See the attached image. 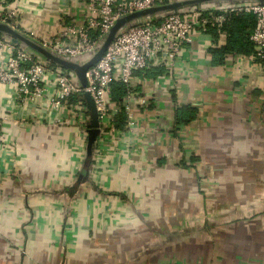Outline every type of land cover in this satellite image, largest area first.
Listing matches in <instances>:
<instances>
[{
    "label": "crops",
    "instance_id": "obj_1",
    "mask_svg": "<svg viewBox=\"0 0 264 264\" xmlns=\"http://www.w3.org/2000/svg\"><path fill=\"white\" fill-rule=\"evenodd\" d=\"M81 3L21 0L20 16L48 34L60 9L76 16ZM205 38L184 53L158 99L189 106L193 120L156 130L158 147L142 140L133 174L107 168L102 198L88 194V178L71 180L74 128L7 122L15 154L0 156V171L13 172L0 184V264L12 256L20 264H264L263 74L226 70ZM7 94L0 86V113ZM178 113L166 112V127Z\"/></svg>",
    "mask_w": 264,
    "mask_h": 264
},
{
    "label": "built area",
    "instance_id": "obj_2",
    "mask_svg": "<svg viewBox=\"0 0 264 264\" xmlns=\"http://www.w3.org/2000/svg\"><path fill=\"white\" fill-rule=\"evenodd\" d=\"M181 1L185 0H82L78 15L71 16L65 8L60 9L57 30L42 35L23 23L21 0H0V23L24 34L53 56L82 66L96 54L119 19ZM243 14L255 19L248 38L252 52L227 53L222 63L226 70L236 67L243 75H251L258 68L264 81V3L256 1L208 2L133 19L117 31L101 58L86 70L85 86L73 71L46 61L23 45H13L0 34V86L7 89L10 97L7 114L4 110L0 113V156L15 154L12 142L6 140L5 125L9 121L35 126L46 123L47 128L55 130L70 125L76 134L69 144L74 154L69 175L77 182L82 175L90 120L84 99L87 94L96 113L97 134L81 182L88 178V194L104 197L99 178L107 168L111 176L133 174L135 161L145 145L142 140L147 142L146 147H158L153 139L156 130L180 127L177 123L166 127L165 115L167 111L176 113L183 106L176 101L173 105L160 104L158 99L177 80L176 68L184 53H191L201 37H206L208 49L219 48L226 36L221 31L223 23L230 15ZM212 29L217 34L213 35ZM67 127L64 130H69ZM139 130L153 131L141 136ZM12 173L9 165L4 166L0 184L9 180ZM122 195L127 196L125 191L120 192Z\"/></svg>",
    "mask_w": 264,
    "mask_h": 264
},
{
    "label": "water",
    "instance_id": "obj_3",
    "mask_svg": "<svg viewBox=\"0 0 264 264\" xmlns=\"http://www.w3.org/2000/svg\"><path fill=\"white\" fill-rule=\"evenodd\" d=\"M217 1H256L259 3H264V0H185L181 2H173L171 4L167 5H161L157 7H153L147 10L139 11L133 14H130L124 18L119 19L109 30L107 33L103 43L99 47L98 51L96 54L85 64L82 66H77L73 63L67 62L65 60H62L58 57L53 56L50 54L48 51H46L44 48H42L39 44H37L35 41L31 40L24 34L18 32L17 30L11 28L7 24L0 23V34L4 35L9 38L10 42L13 45H23L24 47L28 48L29 50L33 51L34 53L38 54L40 57L44 58L46 61L56 64L62 68L71 70L75 73L76 77L78 78L80 84L82 86H85V77L84 74L88 68L93 66L102 56L104 53L106 47L109 45V43L112 41L114 38L115 34L117 31L122 28L124 25L129 23L133 19L141 18V17H146V16H151L153 14H157L160 12H165V11H175L176 9H179L184 6H189V5H200L203 3H208V2H217ZM84 99L87 105V108L89 109L90 112V120L87 125V141H86V146H85V158H84V164H83V169H82V174L85 175V171L89 165L90 162V156H91V151L93 148V143L96 138L97 134V117L96 113L94 110L93 103L90 99V97L85 94ZM80 176L78 178L77 183H80V181L85 177V176Z\"/></svg>",
    "mask_w": 264,
    "mask_h": 264
},
{
    "label": "trees",
    "instance_id": "obj_4",
    "mask_svg": "<svg viewBox=\"0 0 264 264\" xmlns=\"http://www.w3.org/2000/svg\"><path fill=\"white\" fill-rule=\"evenodd\" d=\"M8 2L13 0H7ZM255 26V19L250 14L230 15L223 23L221 31L225 32V40L219 48H212L211 54L219 57V62H223V57L227 53L238 55H249L252 52V45L248 38ZM213 35L215 30L212 29ZM195 116L194 110L189 106H183L176 115L177 124H188Z\"/></svg>",
    "mask_w": 264,
    "mask_h": 264
},
{
    "label": "rangeland",
    "instance_id": "obj_5",
    "mask_svg": "<svg viewBox=\"0 0 264 264\" xmlns=\"http://www.w3.org/2000/svg\"><path fill=\"white\" fill-rule=\"evenodd\" d=\"M143 20H146V18H143ZM11 263L12 264H20V261H18L16 257L13 258V256H12L11 257ZM24 264H26V263H24ZM30 264H33V263L30 262Z\"/></svg>",
    "mask_w": 264,
    "mask_h": 264
}]
</instances>
